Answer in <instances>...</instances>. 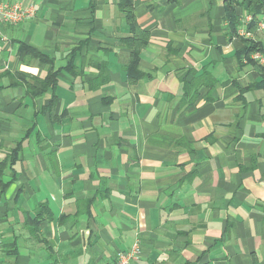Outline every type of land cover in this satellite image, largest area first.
Masks as SVG:
<instances>
[{"label":"crops","instance_id":"1","mask_svg":"<svg viewBox=\"0 0 264 264\" xmlns=\"http://www.w3.org/2000/svg\"><path fill=\"white\" fill-rule=\"evenodd\" d=\"M6 1L35 16L0 23V264H264V77L227 0H133L138 48L122 0Z\"/></svg>","mask_w":264,"mask_h":264},{"label":"trees","instance_id":"2","mask_svg":"<svg viewBox=\"0 0 264 264\" xmlns=\"http://www.w3.org/2000/svg\"><path fill=\"white\" fill-rule=\"evenodd\" d=\"M226 4H227L226 9L228 11V23L233 33L237 35V30L241 24V20L243 17V16L241 17V15L237 13V7L241 8L242 11L247 13L248 15L253 16L254 21L252 22L251 26L248 29L252 32L256 30L255 27L257 25L258 16L261 14L263 8V0H227ZM120 7L123 14L127 17L131 29L135 32L136 45L138 48L142 36H145L146 33L140 31L137 25L134 14V8H133V0H122ZM242 39L246 44L245 50L243 52L244 57L247 59L248 62L259 65L257 62L252 60L251 55L256 52H260L264 55V43L255 41L253 39H245V38ZM25 48H27V51L31 50L28 46L23 47V49ZM259 67L264 77V67H262L261 65H259ZM261 86L264 89V79L261 83ZM3 165L4 164H1L0 166Z\"/></svg>","mask_w":264,"mask_h":264},{"label":"built area","instance_id":"3","mask_svg":"<svg viewBox=\"0 0 264 264\" xmlns=\"http://www.w3.org/2000/svg\"><path fill=\"white\" fill-rule=\"evenodd\" d=\"M35 16V9H23L19 3H10L6 0H0V23L10 26L18 25L24 21L33 19ZM254 21L253 16L246 15L242 20L237 30V35L245 39L255 38V32L250 31L248 28ZM257 32L261 33L264 39V0L261 14L258 16ZM252 60L259 65L264 66V55L260 52H256L251 55ZM141 256V245L136 241L132 248L126 252L117 256L116 260L111 264H132L138 261Z\"/></svg>","mask_w":264,"mask_h":264}]
</instances>
